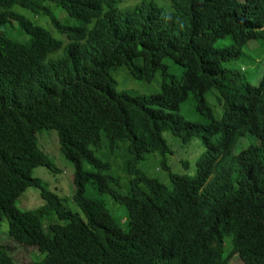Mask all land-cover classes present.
I'll return each mask as SVG.
<instances>
[{
	"label": "trees",
	"instance_id": "trees-1",
	"mask_svg": "<svg viewBox=\"0 0 264 264\" xmlns=\"http://www.w3.org/2000/svg\"><path fill=\"white\" fill-rule=\"evenodd\" d=\"M120 2L0 0V220L37 249L41 258L30 264H232L235 254L264 264V73L254 83L226 65L252 40L264 47V0H170L171 9ZM41 15L48 25L36 22ZM114 65L140 82L161 73L160 89H119ZM211 89L219 115L206 100ZM189 99L204 120L183 113ZM41 129L57 130L84 216L33 175L36 166L54 167L38 143ZM164 131L201 141L199 154L183 161L193 173L173 171ZM244 137L252 140L243 145ZM121 147L125 180L104 154ZM154 152L163 181L140 166ZM29 186L40 188L45 205L18 207ZM89 186L124 204L126 221L110 202L88 197ZM46 214L59 221L45 225ZM8 250L0 244V264H26Z\"/></svg>",
	"mask_w": 264,
	"mask_h": 264
},
{
	"label": "rangeland",
	"instance_id": "rangeland-1",
	"mask_svg": "<svg viewBox=\"0 0 264 264\" xmlns=\"http://www.w3.org/2000/svg\"><path fill=\"white\" fill-rule=\"evenodd\" d=\"M137 1L140 0H121L120 8H132L135 6L134 3ZM156 1H159L158 3L161 2L160 4L166 9L172 8V6L170 7V0ZM57 9L59 10V8ZM14 10L19 11L27 16H33L30 10L19 5H15ZM34 18L37 23H45V25H48L46 24V20H50V18L45 15H41V17L34 16ZM224 42H226V38L221 39L218 44H222ZM248 46H250L249 51L246 49L239 60L227 62L226 65L229 67L240 68L246 74V77L249 80L254 83H258L262 74L264 73V47L261 48L255 40L250 41ZM165 61L169 63L171 71H174L177 75L181 74L182 68L181 66L177 65L175 61L168 57L165 58ZM111 74L117 80L119 89L127 90L131 93H154L160 89L162 82L161 73L157 74L153 82H140L133 78L128 68L124 65H114L111 68ZM206 100L212 106L214 115L221 114L223 107L215 89H211L207 92ZM182 111L190 119L201 121L204 120V118L196 112L192 99L187 100V102L183 104ZM164 137L167 140V143L173 149L172 154L167 156L169 165L172 166L173 171L187 174L193 173L195 168H193L192 164L187 168L184 166L183 161H187L189 159L191 162V159L195 156V154H199V149L202 148L201 141L199 139H194L188 143H184L179 137L175 136L170 131H164ZM37 138L40 147L52 159L54 167L49 168L47 166H36L33 169V175L41 180L42 185L45 188L57 193L67 207H69L72 211L79 212L81 215H83L81 209L73 199V194L75 192V186L73 182L74 165L65 157L64 153L60 149L57 130L41 129L37 132ZM251 140V138L248 139L244 137L241 142L243 145H247ZM194 144H196V146H194ZM97 153L101 155L100 150H98ZM154 153L155 154L153 155L152 153L147 154L146 160L142 161L140 166L151 175L157 174L160 175L159 177L162 175L167 176L168 174L160 165L159 153ZM104 154L107 155V158L113 164L112 172L116 176H120L123 180H125V160L127 155H125L123 148L121 147L114 152L104 150ZM160 179L163 181L162 177ZM86 195L88 197L105 199V201L110 202L113 216L116 219L126 221L128 214L127 208L124 204L112 203L113 201L108 200L109 196L96 193L95 189L91 186L87 187ZM17 205L23 210L32 209L45 205V199L42 197L39 187L29 186L18 197ZM44 221L45 225H47L48 222H55L59 220L57 219L56 215L51 217L49 214H46ZM0 244L5 245L9 249L8 251H10V253L21 263L30 264L31 262L41 258L36 248H33L31 245L23 244L12 237V235L9 233L8 220L6 217L0 220ZM230 247V239L228 238L226 239V250L229 251ZM230 261L232 264H244L237 254L233 255L230 258Z\"/></svg>",
	"mask_w": 264,
	"mask_h": 264
}]
</instances>
